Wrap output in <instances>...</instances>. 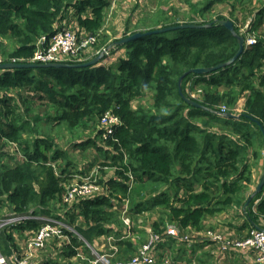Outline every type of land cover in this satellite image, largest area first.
Masks as SVG:
<instances>
[{
  "label": "trees",
  "instance_id": "16d2710c",
  "mask_svg": "<svg viewBox=\"0 0 264 264\" xmlns=\"http://www.w3.org/2000/svg\"><path fill=\"white\" fill-rule=\"evenodd\" d=\"M181 1L184 11L156 8L158 13L147 12L132 25L127 22L120 38L179 24L211 25L142 35L124 44H117L120 38H116L65 61L84 63L102 47L108 49V54L83 67L1 71L0 218L30 213L62 221L81 237L65 231L72 237L63 247L66 255L75 254L79 246L87 251L86 243L112 234L117 246L112 264L128 260L148 241V233L140 228L145 222L138 221L145 211L158 213L148 222L152 234L159 236L151 252L157 251L158 257L168 254L181 264H194V259L180 246L187 242L166 234L167 225L174 224L183 235L189 228L202 230L207 216L240 209L238 229L244 231L240 239L255 226L264 229V187L246 203L252 193L247 194L252 167L264 162V138L251 119L264 127V34H257L254 45H244L230 64L208 74L188 73L181 92L178 89V79L188 69L227 62L237 52V38L222 20L229 18L244 40L246 34L264 30V0ZM219 3L230 7L227 15L212 14ZM107 6L109 0H0L2 63L12 59L28 63L39 38L70 20L79 31L97 32ZM239 15L252 17L246 31L237 25ZM196 88L200 90L191 100L214 111L225 104L238 118L186 102L183 95L190 97L188 92ZM147 95L148 104L143 103ZM241 98L242 110L233 113ZM107 110L120 118V124L114 135L102 141L99 119ZM209 122L224 128L212 131ZM51 126L71 134L92 129L94 137L75 140L73 146H95L108 160L102 166L113 169L112 177L97 181L102 187L99 193L63 202L73 181L69 169L73 163L51 135ZM10 147L19 157L7 165L5 157L16 159L9 155ZM125 215L129 226L123 222ZM43 222L32 218L1 227L0 253L2 244H15L13 232L27 243ZM126 230L129 236H124Z\"/></svg>",
  "mask_w": 264,
  "mask_h": 264
},
{
  "label": "built area",
  "instance_id": "2783aa9c",
  "mask_svg": "<svg viewBox=\"0 0 264 264\" xmlns=\"http://www.w3.org/2000/svg\"><path fill=\"white\" fill-rule=\"evenodd\" d=\"M110 1V0H109ZM117 0H112L111 5ZM248 27L250 22L248 21ZM246 29L244 31H246ZM101 30L97 32H85L79 31L75 26L64 24L59 27L56 32L49 36H41L36 42V48L33 56L29 59V62L34 63H47V62H65L68 60H74L80 53L86 52L91 46L97 43ZM254 32L246 34L244 40L245 46H252L257 42V37L254 36ZM96 53L102 55L108 54V49L102 47ZM11 62H16L12 59ZM0 63H2L0 59ZM225 106L222 110H218L220 113H224ZM102 133L100 134V140L105 141L112 135L116 126L120 124V118L111 110H107L102 114L99 119ZM101 185L95 180H84L68 184L66 191L63 195V202L70 204L72 201L79 197H87L94 193L101 191ZM37 218L36 216L25 214H9L0 218V228L3 226H11L22 222L25 219ZM39 218V217H38ZM44 219L43 224L38 231L29 239L27 245L29 247L42 248L46 241L52 237H64L66 241H70L68 234L65 231H70L78 237L80 235L71 227L63 223L56 218H41ZM123 222L126 226H129V219L123 217ZM126 235L129 236V231L126 230ZM166 234L186 240L188 235L181 234L177 226L174 224L167 225ZM213 235V237H212ZM208 236L215 240L218 239V235H214L212 232H208ZM81 238V237H80ZM113 239V238H112ZM159 240V236L155 234H149V240L143 245L139 246L137 253L131 256L128 260L117 261L115 264H181L175 261L171 256L165 255L158 257L151 252L153 244ZM228 245V243H227ZM236 248L241 249H253L256 253V260L258 264H264V229L256 228L252 230L244 239L233 240L232 244ZM90 245H88L89 247ZM222 249L226 250L227 247L223 246ZM114 251L101 252L95 248H92V254L89 258H83L78 264H112L111 257ZM0 264H28L27 259L19 257L18 254H13L10 257V262L0 256Z\"/></svg>",
  "mask_w": 264,
  "mask_h": 264
},
{
  "label": "crops",
  "instance_id": "0c3cea01",
  "mask_svg": "<svg viewBox=\"0 0 264 264\" xmlns=\"http://www.w3.org/2000/svg\"><path fill=\"white\" fill-rule=\"evenodd\" d=\"M126 1L127 3H122L120 9H116L114 13L113 10L116 7V2L114 3V5H111L110 3L112 2V0H110L109 6L105 7V17L100 30L102 31V35L107 37V41L109 43H111L116 38H120L123 35V31L126 27L127 22L129 25H132L135 22L130 18V16H128V20L126 21V23L124 22V24L122 25V21V23L120 24L119 16H124L123 14L126 10L125 6H128V3L130 2V0ZM117 11H119L118 14L116 13ZM70 13H73V11L71 10ZM71 24L72 21L70 20L68 22V25ZM109 25H111L114 29L108 28ZM263 27L264 24L261 28ZM116 32L118 33L116 34ZM1 71L2 70H0V73H2ZM14 90V93L18 92V89ZM14 93L11 92L12 95H14ZM11 150L12 148L10 149V151ZM9 155H15V153L11 152V154L9 153ZM15 158L16 159L12 160L9 159V161L14 163L17 160L16 155ZM254 170L256 174V167L252 168L253 179L255 177ZM235 212L236 215L233 218L227 215H223L224 212L214 217L207 216L204 220L202 230L195 231L191 228L185 230L184 234L188 233V238L183 241L187 243L180 246H182L181 248L184 249L183 251H185L186 249L185 252L192 255L194 264H258L256 260V253L255 251H253V249H241L231 245L233 240L242 238V232H244L238 229V226H240L242 222L240 217L241 210L235 209ZM222 215L226 219H223ZM39 217L47 218L45 216ZM208 232H212L214 235H218L219 238L215 240L211 239L208 236ZM189 234H191L192 238H194L192 241ZM12 237L16 239L15 244H2V253H0V256L4 257L9 262L10 257L13 254H18L19 257L27 259L28 264H78L82 261L83 258H89L91 256H88V249L85 248L87 251H84L83 246L76 247L75 254L66 255L65 249L63 247L71 243L72 237L70 234H68V238L70 239V241H66V238L64 237H52L46 241L44 247L42 248L29 247L26 241L19 237V234L17 232H13ZM114 241H116V239L113 238L111 241L104 235H100L93 239L92 246L101 252L115 251L117 249V246ZM194 243H197L194 246L197 247L195 253H193L192 249V244ZM173 245L175 246L176 242H174ZM223 246H226L227 249H222ZM155 255H158L157 251L155 252Z\"/></svg>",
  "mask_w": 264,
  "mask_h": 264
},
{
  "label": "rangeland",
  "instance_id": "374dc122",
  "mask_svg": "<svg viewBox=\"0 0 264 264\" xmlns=\"http://www.w3.org/2000/svg\"><path fill=\"white\" fill-rule=\"evenodd\" d=\"M127 1L126 0H117L116 4H115V8L113 10V13L116 11V9H120V7L122 6V3H124ZM111 4V3H110ZM128 6H125V12H124V16H119V21L120 24L122 23V25L124 24V22L126 23V21L128 20V16H130V18L133 21H136L138 18H143L144 15L147 12L152 11L151 13L155 14L158 13L157 10H155L156 8L162 9L167 11L170 8H176L179 9L181 8V11H184L186 9V7H184L183 3L181 0H130V2L128 3ZM229 6L226 3H219V4H215L213 7V15L217 14V13H225V15L228 14V10H229ZM154 9V10H153ZM117 14L119 13V11L116 12ZM130 13V14H129ZM181 15V12H179ZM252 17H246L244 18L243 15H239L238 16V22L237 25L241 28L240 31H244L246 29V27H248V21H251ZM229 19V18H227ZM131 22V20H130ZM129 22V23H130ZM108 28H113L111 25H109ZM114 29V28H113ZM263 30V29H261ZM257 31L256 34H254V36L256 37L257 34H264V30L263 31ZM114 33V32H112ZM118 32H116L117 34ZM259 36V35H258ZM257 36V37H258ZM104 37L102 35V31L100 32V35L98 37L97 40V44H100L101 42L103 43L102 45H106L109 44V42L106 40V42L104 41ZM8 44L9 47H11L13 45L12 42H10V40H8ZM96 45V44H95ZM94 46V45H93ZM91 46L87 51L93 49L94 47ZM100 54V53H99ZM182 83V81H181ZM199 88H196L194 90H191L188 92V95L190 97H186L188 99H193L195 97H197V92H199ZM148 94V93H147ZM184 96V95H183ZM148 95L146 96V98L143 100V103L148 104ZM185 97V96H184ZM134 105L136 104V102H133ZM37 105V104H36ZM223 105L225 106L224 109V113L229 111V108L227 105L225 104H221L219 106V110H222ZM244 105V98H241L238 103H237V111L233 112V113H238L239 110L241 111ZM43 108H45V105H42ZM218 111V110H217ZM236 116V115H235ZM234 118H238V117H234ZM204 122V121H202ZM209 124L212 127H208V129L212 130V131H222L224 126L223 124L220 123H216V122H209ZM44 130L46 131L48 127L44 126ZM52 129V130H50ZM49 130L51 131V135L54 136L55 141L57 142L58 146L61 149H66L68 156L70 157V161L73 163V166H71L69 169L72 171V179L71 183H75V182H80V181H84V180H106L110 177L113 176V169L111 167H107V166H102L103 162H107L108 160L103 159V155L101 153H99L96 149L95 146H86L85 148L80 147V146H73V141H80L89 137H94V132H92V129L90 130H85V131H74V133H70L66 128H54V127H50ZM48 130V131H49ZM9 153L11 154V151L9 150ZM17 157H19V154L16 153ZM4 164H9L12 165L13 163H11L9 161L8 158H4ZM60 163V162H58ZM262 165H264V162L259 161L258 165L256 166V174H255V170H254V179L252 180V184L250 185L247 194H250L254 188L255 185L257 184L259 177L262 173ZM254 167V166H253ZM252 167V168H253ZM4 168V167H3ZM255 168V167H254ZM200 182H197L195 184H199ZM262 195H264V190L262 192ZM144 197V196H143ZM127 205H129V202H126ZM126 208V205H124ZM124 208V207H122ZM158 215V213H150L149 211H145L142 215L141 218H139V223L142 221H144V225L141 226L140 228L143 227V230L145 233L152 234V232L150 231V228L148 226V222L152 219V218H156ZM223 215H227L230 216L231 218L235 217L236 212L231 210L228 211V213H223ZM222 215L223 219L224 216ZM127 216L125 215L124 218H126ZM261 223L264 225V220L261 221ZM131 223H129L130 225ZM188 234V233H186ZM191 236V241L193 240L192 235L189 234ZM124 236H127L124 234ZM147 236V235H146ZM106 238H109V240L112 241L113 235H107L105 236ZM112 237V238H111ZM130 238H133L132 236ZM146 238H148L149 240V236H147ZM88 244V243H86ZM90 245V244H88ZM87 245V249L88 251L92 254V248H94L92 245H90L88 247ZM140 246V245H139ZM139 246L137 247V249L139 248ZM6 260V259H5Z\"/></svg>",
  "mask_w": 264,
  "mask_h": 264
},
{
  "label": "water",
  "instance_id": "95a60500",
  "mask_svg": "<svg viewBox=\"0 0 264 264\" xmlns=\"http://www.w3.org/2000/svg\"><path fill=\"white\" fill-rule=\"evenodd\" d=\"M221 24L223 26H225L228 30H230L232 32L233 35L236 36L237 41H238V50L235 53V55L229 59L227 62H223V63H219L215 66H211V67H197V68H192V69H188L187 71H185L184 73H182V75L179 77L178 79V89L181 92V81L182 79L188 74V73H196V74H208L211 73L215 70H218L228 64H230L231 62H233L243 51L244 49V37L242 35H239L235 32L234 27H233V22L230 19H225L221 21ZM211 24L208 25H195V24H179L176 26H166V27H162V28H157V29H151V30H147L144 32H135V33H131L129 35H126L122 38H120L116 43L117 44H124L132 39H135L137 37H140L142 35H147V34H152V33H162L165 31H169L172 29H176V28H183V27H200V26H210ZM102 56V54H98L96 55L94 58H92L91 60L84 62V63H78V64H68L66 62H47V63H34V62H21V63H16V62H4V63H0V70L3 69H13V68H27V67H32V68H36V67H55V68H65V67H69V68H78V67H83V66H87L90 65L94 62H96L98 59H100ZM183 98L186 100V102L190 103L191 105L194 106H198V107H202L204 109H207L209 111L214 112L215 114L218 115H224L227 117H235L234 114L230 113V112H226V113H220L219 111H214L210 108H207L199 103H197L194 100L188 99L186 97L183 96ZM253 121H255L257 123V125L259 126V129L263 135L264 138V127L263 125L256 119L251 118ZM264 187V165H263V169H262V173L259 177V180L257 182V184L255 185L254 190L252 191V193L248 196L246 203L248 204V202L256 195L258 194L262 188ZM256 228H261L259 226H255Z\"/></svg>",
  "mask_w": 264,
  "mask_h": 264
},
{
  "label": "clouds",
  "instance_id": "9594fccd",
  "mask_svg": "<svg viewBox=\"0 0 264 264\" xmlns=\"http://www.w3.org/2000/svg\"><path fill=\"white\" fill-rule=\"evenodd\" d=\"M34 216H36V215H34ZM37 218L39 217V216H36ZM37 218H35V219H37ZM40 218V217H39Z\"/></svg>",
  "mask_w": 264,
  "mask_h": 264
}]
</instances>
